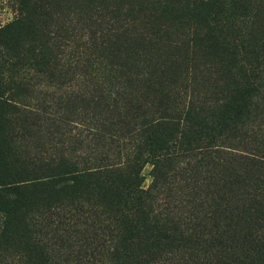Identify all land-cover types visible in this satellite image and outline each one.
<instances>
[{
	"label": "rangeland",
	"instance_id": "1",
	"mask_svg": "<svg viewBox=\"0 0 264 264\" xmlns=\"http://www.w3.org/2000/svg\"><path fill=\"white\" fill-rule=\"evenodd\" d=\"M22 18L0 175L45 185L1 192L0 264H263L264 0H0Z\"/></svg>",
	"mask_w": 264,
	"mask_h": 264
},
{
	"label": "trees",
	"instance_id": "2",
	"mask_svg": "<svg viewBox=\"0 0 264 264\" xmlns=\"http://www.w3.org/2000/svg\"><path fill=\"white\" fill-rule=\"evenodd\" d=\"M212 5L211 2L207 3L206 8H200L197 9V11H194L191 16L188 15L189 20L192 21V23H196V27H201V25L205 26V29H207V35L213 33L214 28L212 26H206V22H209V16L210 13L209 11V7ZM26 19H28V16L26 17ZM24 18H22L21 20L17 21L14 24V27L8 32L7 30H9L12 25H10L8 28H4L2 30H0L1 32H4L0 37L2 38H7L5 41H3L2 43H10L12 42L11 40L13 39L11 32L15 31L17 29V27L22 26L24 23ZM3 82L0 80V130H4L5 125L10 122V114L11 112L10 110V106H11V102L9 100V98L5 97L4 95V91H3ZM246 97L243 96L241 98H237L238 101H236L235 103H229L225 112L223 114H221L220 116V120L219 122L223 121V119L226 118H231L233 120V122L237 121V118L234 116L238 115H243L241 112L242 108H246L248 106V103L241 105L242 103H244ZM247 99V98H246ZM236 104V105H235ZM230 119V120H231ZM207 123H204L203 121L201 122V126H197V124H195V127L198 128H203L206 126ZM219 124V123H218ZM195 129H190L189 131V135H187L186 139H184V143L189 142L188 144H193L196 141H198V139H192V134L195 132ZM158 137H155L154 140L151 142V150L152 151H157V148L161 147L159 145V141L157 140ZM13 151H15V147L13 145V142L10 139V136H8L7 138H0V158H2L3 156H7L9 158H11L13 156ZM3 155V156H2ZM16 161L19 159H15ZM20 162V161H17ZM25 162L22 161L20 162V164H24ZM27 163V162H26ZM22 166L20 170L14 171V172H5L4 174L0 175V195L2 194L1 192L6 191V190H12V191H23V190H27L29 188H33V187H39L41 185H45L43 183H34L32 180L33 179H38V177H34L31 172L32 170H30L27 165ZM1 174V173H0ZM80 180V182L83 184L84 181H86L85 175L83 176H77L76 179L74 180ZM42 188V187H41ZM2 197V196H0ZM0 205H7V208L9 209V211L11 209H13L11 207V205L9 203H7L3 198H0ZM5 211H7V209H4ZM11 221L6 222V229L0 230V247L10 238V236L13 234V232L9 229V223ZM144 228L137 230L139 235L138 238H141L145 235V232L147 231V227H149V225L144 224L143 225ZM154 231V229H153ZM152 231V232H153ZM152 234V233H151ZM151 234H149V240H150V236ZM167 239L170 237L169 235L166 236ZM151 241V240H150ZM148 242V240L146 241V243ZM264 262V261H263ZM264 264V263H263Z\"/></svg>",
	"mask_w": 264,
	"mask_h": 264
}]
</instances>
